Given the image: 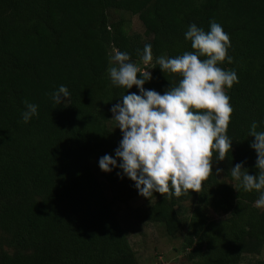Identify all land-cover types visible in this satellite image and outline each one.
<instances>
[{
    "label": "trees",
    "instance_id": "trees-1",
    "mask_svg": "<svg viewBox=\"0 0 264 264\" xmlns=\"http://www.w3.org/2000/svg\"><path fill=\"white\" fill-rule=\"evenodd\" d=\"M110 10L136 16L149 40L128 34ZM213 20L231 40L233 63L220 66L239 79L228 90L232 151L213 161L235 185L218 179L213 168L201 193L146 199L121 169L99 167L102 156L115 158L122 133L109 129L110 109L127 93L112 85L109 58L127 52L141 67L150 44L152 79L144 87L163 94L181 77L163 73L156 58L193 51L184 36L188 26L208 31ZM61 85L70 99L57 105L51 94ZM128 92L139 94L135 86ZM24 101L38 106L27 123ZM253 122L264 131V0H0V231L15 250L8 253L0 241V264H137L114 210L135 197L152 201L144 221L162 224L169 235L184 230L182 250L191 264H240L245 255L260 254L259 193L244 191L230 174L241 162L249 174L258 173L254 137L248 136ZM190 199L227 217L210 219L195 208L180 219L181 203Z\"/></svg>",
    "mask_w": 264,
    "mask_h": 264
},
{
    "label": "clouds",
    "instance_id": "clouds-1",
    "mask_svg": "<svg viewBox=\"0 0 264 264\" xmlns=\"http://www.w3.org/2000/svg\"><path fill=\"white\" fill-rule=\"evenodd\" d=\"M184 36L193 51L175 57L161 55L155 60L163 73L181 77L177 86L167 88L163 94L145 89V83L152 79L151 72L129 63L132 58L127 52L117 50L109 58L107 73L112 85L127 93L110 109L111 120L122 133L115 158L102 156L99 167L106 173L121 169L146 199L153 193L169 199L201 193L213 174L214 155L218 153L217 160L224 161L232 151L233 141L227 132L234 108L228 90L239 79L234 69L220 66L225 61L233 63L228 54L230 36L214 20L208 31L194 23L189 25ZM141 60L145 65L153 62L150 44L144 46ZM133 86L139 94L128 92ZM51 95L57 105L70 99L64 85ZM24 104L22 118L27 123L38 115V106L27 101ZM257 127L253 122L248 133L254 137L250 147L257 154V175L249 174L242 162L231 167L230 174L244 191L259 193L255 205L264 208V131L258 132ZM222 171L216 168L215 174ZM117 175L123 178L121 173Z\"/></svg>",
    "mask_w": 264,
    "mask_h": 264
},
{
    "label": "rangeland",
    "instance_id": "rangeland-1",
    "mask_svg": "<svg viewBox=\"0 0 264 264\" xmlns=\"http://www.w3.org/2000/svg\"><path fill=\"white\" fill-rule=\"evenodd\" d=\"M109 16L112 21L122 20L123 25L128 34H140L145 40H149V37L144 35V28L136 16H132L129 13L121 11H109ZM142 71H150L151 64L145 65L142 62ZM113 115L111 116V119ZM116 122L110 121L109 129L114 130ZM213 168L223 169L221 163L213 161ZM94 172L99 178L101 185L105 193L109 196L108 188L106 187L103 173L98 169L96 165H93ZM218 179L226 180L232 185L235 182L227 176L224 169L217 175ZM152 201L146 202L141 197H135L126 203H116L114 210L116 211L118 220L125 231L130 246L134 252V256L137 264H191L192 261L187 259V251L182 250V242L184 237V230L180 229L175 234L169 235L165 227L159 223H148L144 221L141 216L147 209ZM182 215L180 219H185L186 214H190L195 208L204 209L205 215L210 219L220 220L227 217V214H223L214 211L211 207L203 206L195 199H190L181 203ZM205 207V208H204ZM263 210L264 208H259ZM6 237L0 231V240L2 248L10 254L14 253V249L10 247L5 239ZM261 258H264V251L260 254L250 253L243 257L240 264H255V262Z\"/></svg>",
    "mask_w": 264,
    "mask_h": 264
},
{
    "label": "water",
    "instance_id": "water-1",
    "mask_svg": "<svg viewBox=\"0 0 264 264\" xmlns=\"http://www.w3.org/2000/svg\"><path fill=\"white\" fill-rule=\"evenodd\" d=\"M129 63H135V61L134 60H131V61H129Z\"/></svg>",
    "mask_w": 264,
    "mask_h": 264
}]
</instances>
